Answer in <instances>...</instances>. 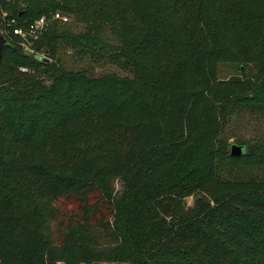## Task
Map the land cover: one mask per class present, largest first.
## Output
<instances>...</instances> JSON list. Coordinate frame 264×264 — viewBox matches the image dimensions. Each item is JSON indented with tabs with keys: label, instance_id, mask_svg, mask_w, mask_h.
<instances>
[{
	"label": "trees",
	"instance_id": "16d2710c",
	"mask_svg": "<svg viewBox=\"0 0 264 264\" xmlns=\"http://www.w3.org/2000/svg\"><path fill=\"white\" fill-rule=\"evenodd\" d=\"M2 11L22 27L60 11L77 28L51 21L33 54L5 33L0 264H264V177L220 171L264 168V145L237 157L226 138L231 116L264 111V0H0ZM226 61L251 75L220 78ZM102 62L128 74L98 73Z\"/></svg>",
	"mask_w": 264,
	"mask_h": 264
},
{
	"label": "rangeland",
	"instance_id": "374dc122",
	"mask_svg": "<svg viewBox=\"0 0 264 264\" xmlns=\"http://www.w3.org/2000/svg\"><path fill=\"white\" fill-rule=\"evenodd\" d=\"M69 16V15H68ZM69 23L76 27L75 22L73 21L72 16H69ZM79 28V27H78ZM25 49V48H24ZM29 54H33L34 50ZM39 55L45 56L42 52L37 53ZM69 63L70 60L76 61L74 56L69 54ZM101 62V61H100ZM96 71L98 73L104 72H116L118 74H128L125 70L121 69L118 65L111 63H104L96 65ZM219 76L222 79H229L233 76H248L251 75V66L247 63H243L241 61H226L221 63L219 68ZM30 70L27 68V71ZM226 138H227V147L230 151L232 143H237L240 145L243 144H257L258 146L264 145V111H256L255 113L251 112V110L244 109L241 114H236L230 117L227 128H226ZM262 147V146H261ZM263 148V147H262ZM259 147V152H264V148ZM258 167V166H257ZM221 175L226 177H247L251 175H255L257 177H264V168H252L245 163L239 161L227 160L221 165ZM119 187V185H118ZM188 204L192 205L194 202V197H189L187 199ZM58 264H66L61 261ZM98 264H120L113 262H101Z\"/></svg>",
	"mask_w": 264,
	"mask_h": 264
},
{
	"label": "built area",
	"instance_id": "2783aa9c",
	"mask_svg": "<svg viewBox=\"0 0 264 264\" xmlns=\"http://www.w3.org/2000/svg\"><path fill=\"white\" fill-rule=\"evenodd\" d=\"M53 20L63 23L68 22L69 16L60 11H55L51 18L47 15H42L31 22L28 26L22 27L16 25V18L9 16L7 11H2V13H0V27L3 32H12L13 34L19 36L22 39V45L26 51L32 50L35 42L42 36ZM20 69L22 71H27V67L25 66H22Z\"/></svg>",
	"mask_w": 264,
	"mask_h": 264
},
{
	"label": "water",
	"instance_id": "95a60500",
	"mask_svg": "<svg viewBox=\"0 0 264 264\" xmlns=\"http://www.w3.org/2000/svg\"><path fill=\"white\" fill-rule=\"evenodd\" d=\"M9 44V40L8 37L6 36V34L3 32V30L0 27V63H1V59H2V54H3V50L4 47ZM29 53H31V51H28ZM38 57L40 58L41 56L38 55ZM245 146L244 145H240L237 143H232L231 145V149H230V153L232 156H242L245 153Z\"/></svg>",
	"mask_w": 264,
	"mask_h": 264
}]
</instances>
